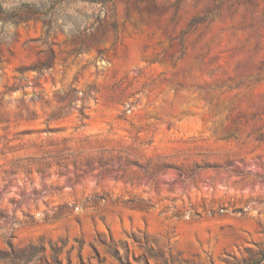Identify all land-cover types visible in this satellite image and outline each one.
<instances>
[{
    "label": "rangeland",
    "instance_id": "374dc122",
    "mask_svg": "<svg viewBox=\"0 0 264 264\" xmlns=\"http://www.w3.org/2000/svg\"><path fill=\"white\" fill-rule=\"evenodd\" d=\"M0 264H264V0H0Z\"/></svg>",
    "mask_w": 264,
    "mask_h": 264
}]
</instances>
